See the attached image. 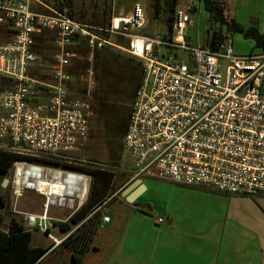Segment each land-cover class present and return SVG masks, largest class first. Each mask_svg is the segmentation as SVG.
<instances>
[{
  "label": "built area",
  "instance_id": "obj_1",
  "mask_svg": "<svg viewBox=\"0 0 264 264\" xmlns=\"http://www.w3.org/2000/svg\"><path fill=\"white\" fill-rule=\"evenodd\" d=\"M186 5L177 8L171 30L147 34L139 2L103 25L73 16L67 0L58 7L0 0V151L17 156L7 176L14 212L53 248L71 233L59 238L51 232L52 207L74 209L78 202L80 208L92 181L71 168L86 162L72 154L88 142L96 84L92 63L105 49L125 51L142 64L123 138L133 179L264 195V49L237 55L227 31L216 50L191 45L186 30L195 6ZM45 32L53 38L46 55L37 48ZM82 48L91 63L84 72ZM26 191L43 198L41 213L18 209Z\"/></svg>",
  "mask_w": 264,
  "mask_h": 264
},
{
  "label": "crops",
  "instance_id": "obj_2",
  "mask_svg": "<svg viewBox=\"0 0 264 264\" xmlns=\"http://www.w3.org/2000/svg\"><path fill=\"white\" fill-rule=\"evenodd\" d=\"M217 1L226 7L229 19L264 33V0ZM128 174L130 176L114 191L109 202L95 210L94 217L90 214L80 223L71 225L67 232L62 231L61 225L69 224V218L78 209V202L74 209L52 207L53 228L62 231L56 237L73 233L89 219L96 225L82 264H264V210L258 209L259 200H264L263 194L230 196L212 190L133 179L132 172ZM138 180H142L140 185L136 183ZM163 188L168 190L163 191ZM157 189L162 194L155 200L150 192L156 194ZM125 190L128 194H136L133 203L123 197ZM199 196L212 197L213 205L223 216L199 215L196 212ZM117 198L122 199L121 206L113 220L107 215V208ZM230 210L234 212L230 213ZM106 216L110 219L108 222L103 221ZM158 217L164 218L160 224L156 222ZM113 221L114 227L108 228ZM63 248H66L65 252ZM102 248L110 253L100 259L98 253ZM48 253L47 256L57 254L54 264H73L70 248L65 242L53 248L51 241Z\"/></svg>",
  "mask_w": 264,
  "mask_h": 264
},
{
  "label": "trees",
  "instance_id": "obj_3",
  "mask_svg": "<svg viewBox=\"0 0 264 264\" xmlns=\"http://www.w3.org/2000/svg\"><path fill=\"white\" fill-rule=\"evenodd\" d=\"M67 1L72 8L70 0ZM196 1L203 5L204 10L208 13L209 21L213 23L215 27L208 44L211 49L216 50L219 48L224 41L222 35L224 31H227L232 35L240 34L245 39L253 40L255 48L264 49V33H261L257 28H245L241 24L229 19L226 14V8L222 3L217 0ZM61 3L62 0L60 1V4ZM179 3L180 0H164L165 10L167 12L165 21L168 30H171L172 28L175 12ZM158 11L159 5H157L155 9L156 19L158 18ZM52 40L53 38L48 32H45L38 38L37 48L41 54L46 55L52 49ZM118 42L123 44V40H118ZM107 51L108 50H106V52ZM106 52H98L92 63L95 70L96 84L92 92L91 103L94 105V109H96L98 115L101 116L106 113L102 117V121L110 119V122H107V125L110 128L112 137L116 135L123 139L128 128L134 94L142 78V64L140 60L136 62V58L133 57V59L132 57H129L130 59L128 60L131 61V65L128 63L120 65V62L117 60H114L113 65V63H108V61L111 56H114V54H106ZM87 53L88 52H85V49L82 48L80 59L82 72L86 71L91 65L87 60ZM129 73L131 77L126 78ZM121 79H126L127 83L131 82L132 84V92L130 95L123 93V99L127 97V100L130 101V106L127 107L125 115H121L119 110L115 111L114 108L112 109V107H110L112 97L114 98L116 97L115 95H122V93L118 91L119 88H117L118 83H120L119 80ZM107 117L109 118L107 119ZM117 119L120 121L119 124L116 123ZM16 158L17 156L12 153L0 151V179H4L8 176ZM71 168L92 177V191L88 200H86L85 203H83V205L69 218V224L67 225V223H63L61 225L62 231L64 232H67L71 225H76L83 221L90 214L94 217L97 213L95 210L100 205L107 202L116 190L114 189L116 174L111 170L97 164L88 163L87 161L82 165L71 166ZM8 203L9 197L4 193H0V205L3 207V210L8 207ZM7 216L8 214L3 212L0 214V264H38L51 248L33 246L32 231L27 230L24 227L23 222H20L14 216H11L9 223L6 224ZM79 230L80 231L76 235L75 240L72 242L65 241L70 248L73 264L83 263L85 253L89 250L90 242L95 233L96 225L89 219L81 225ZM69 239L70 237L68 240Z\"/></svg>",
  "mask_w": 264,
  "mask_h": 264
},
{
  "label": "rangeland",
  "instance_id": "obj_4",
  "mask_svg": "<svg viewBox=\"0 0 264 264\" xmlns=\"http://www.w3.org/2000/svg\"><path fill=\"white\" fill-rule=\"evenodd\" d=\"M41 2L53 6L58 7L60 5L61 0H40ZM139 2L146 13V19H147V26L144 30L147 34H152L156 30H162L167 32L168 27L166 24V17L167 12L165 10L164 0H70V3L72 5L73 14L76 18L88 22V23H97V24H107L109 22V19L111 16L114 15H120L127 13L131 10L134 3ZM192 2L195 6L196 12L190 13L191 14V20L192 25L189 26L186 30V34L188 37V41L191 45H200V46H207L209 44V39L211 37V34L215 27H213V23L209 21L208 13L204 10L203 5L196 0H180L179 6L181 8H186L187 3ZM159 5V11H158V18H155V9ZM226 8V7H225ZM227 11V10H226ZM233 40V46L234 50L237 54L246 55V54H257L260 53L261 50L258 48H255V43L251 39H245L240 34H233L232 35ZM123 47L126 46V43L123 41V44H121ZM106 50H108L106 52ZM110 50V51H109ZM104 53L106 52L109 54H114V56H111L108 63H113L114 60H117L120 62V65L129 64L131 65V61L129 57H132L125 51H118V50H111V49H105L102 50ZM119 54V55H118ZM133 58V57H132ZM134 59V58H133ZM136 62L139 60L135 59ZM186 62L189 63L190 60L186 59ZM133 65V63H132ZM131 77L130 73L126 76V78ZM120 83H118L117 88H119L118 91L122 93L121 96L115 95L116 97H112V101L110 104V107L112 109L114 108L115 111L119 110L121 115L126 114L127 107L130 106V101L127 100V97L123 99V93L130 95L132 92V84L127 83L126 79L119 80ZM135 95V94H134ZM93 113L94 116L92 118V123L90 125L89 130V137L88 142L85 144L84 149L81 151L72 154L73 157H76L78 159H83L91 164H97L99 166H102L108 170H111L115 172L116 174V182L114 184V189H119L120 184L124 183L126 179L130 176L132 172V158L130 154L123 150V139L122 137H117L116 135L112 137V133L110 131V128L107 125V122H110L109 117H107L108 120H103V115H98L96 113V109H94V105L92 104ZM116 123L119 124L120 121L117 119ZM124 173V174H123ZM124 175V176H123ZM4 179H0V193H4L7 197H9V203L8 207L3 210V213L8 214V216H14L16 219H18L20 222H24L23 217L13 210V203H16V200L12 193V188L8 185L6 188H3ZM149 181H155L160 182L162 184H166L169 186H176L174 184L160 181V180H154V179H146ZM92 181L90 183L89 192L87 194V200L90 197L92 188ZM179 188V187H177ZM184 189V188H183ZM163 191L168 190L167 188H163ZM157 189L154 193V191H151L156 197L161 196L162 192H158ZM168 194V192L166 193ZM233 196V195H230ZM257 196V195H256ZM122 199L118 200V198L114 201L112 206H108L107 208V215L111 217L114 220V217L118 216L116 213V210L121 206ZM197 206H196V212L204 217H208L209 214L214 215H220L223 216L221 211L219 209H216V206L213 205V198L212 197H206V196H199L197 199ZM109 202V200H108ZM260 202V208L259 210H264V200H259ZM44 203L43 198L37 194L34 191H26L22 197H20L18 201V209L21 211H27L32 213H41L42 212V205ZM234 212V210H230V213ZM126 215L125 213H123ZM108 228L114 227V221L107 225ZM58 231V232H57ZM79 229L73 231L70 235V239L66 240L67 242H72L75 240L76 235L79 233ZM51 232L54 234V236H60L61 230H57L55 228L51 229ZM33 238H32V245L33 246H44V247H50L51 248V241L49 238L41 233L38 230H32ZM64 252L66 251V248H63ZM93 249V248H92ZM92 253L94 252V249L92 250ZM107 253H110V250L101 249V252L98 253V256L100 259L104 257ZM49 254V253H48ZM47 254V255H48ZM46 255V256H47ZM56 253H52L50 256H45L42 260L38 262V264H54L53 261H56Z\"/></svg>",
  "mask_w": 264,
  "mask_h": 264
},
{
  "label": "water",
  "instance_id": "obj_5",
  "mask_svg": "<svg viewBox=\"0 0 264 264\" xmlns=\"http://www.w3.org/2000/svg\"><path fill=\"white\" fill-rule=\"evenodd\" d=\"M141 182H142V180H138L136 183L138 184V185H140L141 184ZM8 184H9V178H4V180H3V184H2V186H3V188H6L7 186H8ZM122 195H123V197H125L126 198V200L128 201V202H130V203H133L136 199H137V196H136V194L134 195V194H128V190H125L123 193H122ZM3 212V207L0 205V214ZM10 219H11V217L10 216H7L6 217V224H8L9 223V221H10Z\"/></svg>",
  "mask_w": 264,
  "mask_h": 264
},
{
  "label": "bare ground",
  "instance_id": "obj_6",
  "mask_svg": "<svg viewBox=\"0 0 264 264\" xmlns=\"http://www.w3.org/2000/svg\"><path fill=\"white\" fill-rule=\"evenodd\" d=\"M85 196H86V193L84 192V193L81 195V200H84V199H85Z\"/></svg>",
  "mask_w": 264,
  "mask_h": 264
},
{
  "label": "flooded vegetation",
  "instance_id": "obj_7",
  "mask_svg": "<svg viewBox=\"0 0 264 264\" xmlns=\"http://www.w3.org/2000/svg\"><path fill=\"white\" fill-rule=\"evenodd\" d=\"M93 116H94V113H93ZM93 116L91 117L90 125H91V123H92V118H93Z\"/></svg>",
  "mask_w": 264,
  "mask_h": 264
}]
</instances>
